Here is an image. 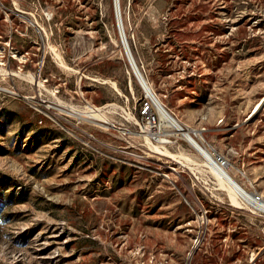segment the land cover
Listing matches in <instances>:
<instances>
[{"label":"rangeland","instance_id":"374dc122","mask_svg":"<svg viewBox=\"0 0 264 264\" xmlns=\"http://www.w3.org/2000/svg\"><path fill=\"white\" fill-rule=\"evenodd\" d=\"M120 7L165 107L264 196V0ZM147 102L160 126L114 0H0V264H264V215L180 131L146 138Z\"/></svg>","mask_w":264,"mask_h":264},{"label":"bare ground","instance_id":"6f19581e","mask_svg":"<svg viewBox=\"0 0 264 264\" xmlns=\"http://www.w3.org/2000/svg\"><path fill=\"white\" fill-rule=\"evenodd\" d=\"M120 1L121 0H114L115 3V11H116V15L118 17V23H119V29H120V33H121V37L124 43V47L126 49L127 54L130 57V60L133 64V71L136 74L141 86L143 87L144 91H145V95L146 97L150 98L153 105L155 106V108L157 109L159 116H160V120L162 121V124L159 123L156 120V124L151 121L148 125H146L145 128H143L142 132L143 134L146 133L145 137L146 138H150V135H154L155 140L158 142H163L164 139H166L167 142V138L162 137L163 134L165 133L167 130L170 131H180L183 136L186 138V140L201 154V156L206 160V163L210 166L211 170L218 176L219 179V183L222 187L226 188L231 196L232 202L234 204H240V199L246 201L247 203H250L253 201V194L252 192H249L243 185H241L235 178L234 176L231 175V173L228 171L227 169V164H222L221 162H219L214 154L213 151H211L212 149L204 144L202 141V144L197 137L200 138V134L198 133H194L192 134L191 132H189L186 128L183 127V125L180 123V121L174 116V114L171 113V111H169L165 105L163 104V102L161 101V99L158 97V95L156 94V92L154 91V89L152 88V86L150 85V83L148 82V80L146 79V77L143 75L142 71L138 68L136 61L134 60V56L131 52L130 46H129V42L127 39V35L125 33V31H123L124 27L122 26L123 24H121V13H120ZM37 82V81H36ZM116 87V83H113ZM118 88V87H117ZM68 108H69V112L82 117V118H92L93 120H97V121H101V122H105L107 123L109 121V117L102 112L103 109L109 107L112 104H106L103 105L102 107L96 106L94 104H91L88 102V104H86L84 106L83 109H80L74 105H68L65 104ZM82 114L83 116L77 114V113ZM151 139V138H150ZM201 140V139H200ZM206 145V146H205ZM156 149H159V145H154ZM165 154H168L169 151L167 149H165L164 151ZM185 158H189L190 156L187 155H182ZM184 158V159H185ZM187 160V159H186ZM193 160V159H191ZM257 193V198L260 199H264V196L262 194ZM260 206L264 209V202L259 203Z\"/></svg>","mask_w":264,"mask_h":264},{"label":"built area","instance_id":"2783aa9c","mask_svg":"<svg viewBox=\"0 0 264 264\" xmlns=\"http://www.w3.org/2000/svg\"><path fill=\"white\" fill-rule=\"evenodd\" d=\"M150 111H151V104L149 103V102H147L146 104H144L143 105V107H142V113L143 114H147V116H148V118H149V123L151 122V121H153L155 124H156V119H155V116H153V119H151L150 118V116H151V113H150ZM52 113H54V114H57V112H55V111H51ZM49 113V112H48ZM65 119H67V118H65ZM87 133V132H86ZM87 134H89V136H90V139H92V140H95V141H100V142H102L95 134H90V133H87ZM150 136H152V138H155L154 137V135L152 134V135H150ZM200 141H202L204 144H206L207 145V143H206V139L204 138V136H203V134H200ZM210 147V146H209ZM211 149H212V151L214 152V154H215V156H216V158H217V160L219 161V162H221L222 164H226L227 163V158L224 156V155H222V154H220L219 152H218V150L215 148V147H210ZM252 194H253V201L252 202H250V205L252 206V209L255 211V212H258V213H260V214H262V215H264V209L260 206V204L259 203H261V202H264V199H260V198H257V193H255V192H252Z\"/></svg>","mask_w":264,"mask_h":264},{"label":"water","instance_id":"95a60500","mask_svg":"<svg viewBox=\"0 0 264 264\" xmlns=\"http://www.w3.org/2000/svg\"><path fill=\"white\" fill-rule=\"evenodd\" d=\"M117 19H118V17H117ZM119 22V21H118ZM121 24H122V20H121ZM120 26V25H119ZM123 26V25H122ZM123 31H124V29H123ZM128 57H129V55H128ZM130 58V57H129ZM131 61V60H130ZM131 64H132V62H131ZM132 67H133V64H132ZM134 68V67H133Z\"/></svg>","mask_w":264,"mask_h":264}]
</instances>
